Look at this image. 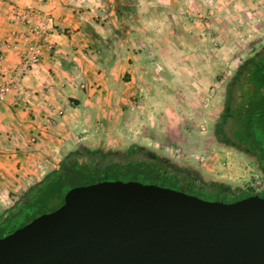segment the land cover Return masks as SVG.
<instances>
[{
  "label": "crops",
  "instance_id": "crops-1",
  "mask_svg": "<svg viewBox=\"0 0 264 264\" xmlns=\"http://www.w3.org/2000/svg\"><path fill=\"white\" fill-rule=\"evenodd\" d=\"M164 1L0 0V42L10 44L3 50L0 82L11 77L29 45L42 49L37 68L0 103L1 205L8 195L29 187L30 180L38 182L55 169L69 150H118L138 138L147 118L142 104L133 102L142 95L139 68L148 65L142 52L195 49L191 40L197 24L183 16V22L167 25V14L159 16L158 8H151ZM168 1L175 5L178 0ZM16 11L27 14V22H13ZM31 12L49 21L44 31ZM169 35L174 38H164ZM132 51L141 53L133 56ZM186 88L179 92L184 98L189 97ZM181 94L159 104L165 123L168 117L171 125L178 123L173 104L182 106ZM176 130L166 134L161 129L163 140L156 142L157 134H151V141L166 152L165 135L175 140Z\"/></svg>",
  "mask_w": 264,
  "mask_h": 264
},
{
  "label": "water",
  "instance_id": "water-1",
  "mask_svg": "<svg viewBox=\"0 0 264 264\" xmlns=\"http://www.w3.org/2000/svg\"><path fill=\"white\" fill-rule=\"evenodd\" d=\"M0 264H264V196L97 181L1 237Z\"/></svg>",
  "mask_w": 264,
  "mask_h": 264
},
{
  "label": "rangeland",
  "instance_id": "rangeland-1",
  "mask_svg": "<svg viewBox=\"0 0 264 264\" xmlns=\"http://www.w3.org/2000/svg\"><path fill=\"white\" fill-rule=\"evenodd\" d=\"M170 4L168 0L156 2L152 3L151 8H158L159 16L162 13L167 14L164 15L167 25L175 26L183 22V16L190 19L191 23L197 24L198 28L193 34L195 39L191 40L196 42L192 44L195 49L184 52H142L144 59L148 58V65L139 68L142 95L139 100L135 97L133 102L142 104L145 110L143 118L145 119L146 115L147 118L141 126L144 130L140 129V134H136L138 138L127 140L128 143L118 150L123 151L128 146H140L169 158L181 167L196 170L206 180L260 193L264 190V177L258 172L254 160L240 151L222 145L216 139L215 127L224 109L227 86L235 71L247 58L264 47V0H178L175 5ZM158 20L160 21V18ZM164 38L174 37L169 35ZM197 38L200 41H197ZM132 52L133 56L141 53ZM183 78L187 81L182 82ZM184 87H187L188 98L179 93L185 91ZM175 93L181 94L178 100L182 106H177L174 102V111L177 112L179 120L171 125L169 117L166 123L165 119H162L163 108L161 109L159 104L161 105L167 96H175ZM234 94L238 95L235 89ZM259 97L263 104L258 110L262 111L264 92H260ZM159 115L160 119L157 118ZM257 120L260 124L262 118ZM157 125L161 126L160 130L163 132L166 130V134L167 130L169 132L172 127H177L176 133L178 131L179 137L177 134L175 140L165 135L168 138H165L164 146L169 149L166 151L168 153L161 151L163 148L151 141V134H157L156 142L163 140V137H160L161 131L155 129ZM229 127L228 123L225 127L228 136ZM142 175L132 177L126 172H121L102 175L100 178L104 181H136L157 185ZM130 177L132 179H129ZM94 181L95 176L92 175L77 179L74 185L85 186L95 183ZM30 182L32 184L35 180ZM65 194L66 192L63 196ZM17 195H8L5 198L7 202L0 204V208L7 206ZM61 197V194L53 195L52 202L40 204L34 208L35 212H50L59 205Z\"/></svg>",
  "mask_w": 264,
  "mask_h": 264
},
{
  "label": "trees",
  "instance_id": "trees-1",
  "mask_svg": "<svg viewBox=\"0 0 264 264\" xmlns=\"http://www.w3.org/2000/svg\"><path fill=\"white\" fill-rule=\"evenodd\" d=\"M234 89L238 95L234 94ZM260 92H264V47L247 58L230 80L224 109L215 127V136L222 145L252 158L258 172L264 177V135L261 131L264 110H258L263 104ZM258 118H262L260 124ZM228 123L229 136L225 130ZM121 172L131 176L143 174V177L151 179V183L203 200L231 202L257 194L206 180L196 170L181 167L169 158L140 146H129L123 151L78 146L67 151L55 169L18 193L7 206L0 208V238L40 215L34 208L52 202L55 194L62 195L59 207L63 202V194L76 187L74 182L77 179L94 175V182H97L102 175Z\"/></svg>",
  "mask_w": 264,
  "mask_h": 264
},
{
  "label": "built area",
  "instance_id": "built-area-1",
  "mask_svg": "<svg viewBox=\"0 0 264 264\" xmlns=\"http://www.w3.org/2000/svg\"><path fill=\"white\" fill-rule=\"evenodd\" d=\"M36 21L40 23V29L44 31L45 25L49 24V21H43L40 16H37L33 12L30 14ZM26 15L16 11L11 15V20L13 22L25 23L27 22ZM10 48V44L7 42H0V64L3 63L4 55L3 50ZM42 49L39 44H31L27 47L26 52L23 54L19 65L11 70L12 75L9 79H4L0 82V103L4 102L5 99L14 90V84H16L23 76L32 73L39 64L41 59Z\"/></svg>",
  "mask_w": 264,
  "mask_h": 264
},
{
  "label": "flooded vegetation",
  "instance_id": "flooded-vegetation-1",
  "mask_svg": "<svg viewBox=\"0 0 264 264\" xmlns=\"http://www.w3.org/2000/svg\"><path fill=\"white\" fill-rule=\"evenodd\" d=\"M263 191H264V190H263ZM263 191H262V192H263ZM262 192H260V193H257L256 195H258V196H261V197H262V196H264V195L262 194Z\"/></svg>",
  "mask_w": 264,
  "mask_h": 264
}]
</instances>
